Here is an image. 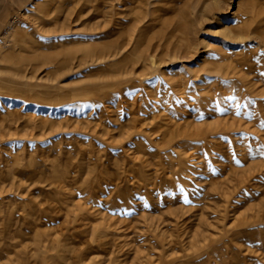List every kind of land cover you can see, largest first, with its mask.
I'll return each instance as SVG.
<instances>
[{
	"label": "rangeland",
	"instance_id": "rangeland-1",
	"mask_svg": "<svg viewBox=\"0 0 264 264\" xmlns=\"http://www.w3.org/2000/svg\"><path fill=\"white\" fill-rule=\"evenodd\" d=\"M145 2L0 0V264H264V0Z\"/></svg>",
	"mask_w": 264,
	"mask_h": 264
},
{
	"label": "bare ground",
	"instance_id": "bare-ground-1",
	"mask_svg": "<svg viewBox=\"0 0 264 264\" xmlns=\"http://www.w3.org/2000/svg\"><path fill=\"white\" fill-rule=\"evenodd\" d=\"M149 0H146V4H148L147 2H148ZM20 44H22V43H20V42H17L16 44H15V46L16 47H19V45ZM28 59H31V60H33L34 59V57L33 56H30V57H28ZM4 60H10L8 63H11V65H14V66H17L18 65V60H21V61H26L25 60V57L23 56V52H14V53H9L6 57H4ZM7 63V64H8ZM63 65V64H62ZM5 88H8L7 86H4ZM10 97H11V95H9ZM195 131V130H194ZM198 135V134H197ZM99 228V227H98ZM93 229H95V227L93 228ZM98 230V229H97ZM94 231V230H93ZM96 231V230H95ZM100 231V230H99ZM98 233V232H97ZM99 234V233H98ZM92 235V234H91ZM90 235V236H91ZM93 235H94V233H93ZM93 238V237H92ZM94 238H96V237H94Z\"/></svg>",
	"mask_w": 264,
	"mask_h": 264
},
{
	"label": "snow or ice",
	"instance_id": "snow-or-ice-1",
	"mask_svg": "<svg viewBox=\"0 0 264 264\" xmlns=\"http://www.w3.org/2000/svg\"><path fill=\"white\" fill-rule=\"evenodd\" d=\"M262 127H264V124H262Z\"/></svg>",
	"mask_w": 264,
	"mask_h": 264
}]
</instances>
